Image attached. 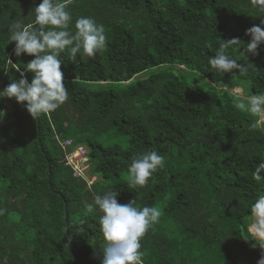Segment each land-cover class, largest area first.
I'll use <instances>...</instances> for the list:
<instances>
[{"label": "trees", "instance_id": "trees-1", "mask_svg": "<svg viewBox=\"0 0 264 264\" xmlns=\"http://www.w3.org/2000/svg\"><path fill=\"white\" fill-rule=\"evenodd\" d=\"M41 2L0 0V91L21 78L4 69L7 56L22 71L34 59L15 56L9 29L33 22ZM262 7L71 0L70 32L78 17H92L105 28L106 46L76 60L61 53L68 99L57 110L33 118L14 98L0 100V264H101V213L85 204L110 190L119 191L120 204L161 209L141 240L143 264H257L262 253L241 232L264 195V181L253 178L264 160V124L233 107L230 89L264 93V44L257 55L242 54L246 45L229 49L249 66L244 75L219 73L208 57L222 40L250 42L245 33L264 23ZM25 75L31 82L33 74ZM69 139L88 148L99 181L75 176L61 145ZM151 151L164 157L163 167L145 186L129 188L131 159Z\"/></svg>", "mask_w": 264, "mask_h": 264}, {"label": "clouds", "instance_id": "clouds-1", "mask_svg": "<svg viewBox=\"0 0 264 264\" xmlns=\"http://www.w3.org/2000/svg\"><path fill=\"white\" fill-rule=\"evenodd\" d=\"M70 4L71 0H42L32 10L35 16L33 22L25 24L17 21L9 29L10 40L15 42V56L28 54L34 59L22 71L7 56L4 69H15L21 78L12 79L0 91V100L14 98L17 103L26 107L33 118L41 113L57 110L68 99L61 70V53L67 52L72 60H76L78 53L95 56L106 46L105 28L92 17H78L75 20L74 34L70 32ZM253 4L264 5V0H253ZM260 11L264 12V7ZM245 34L251 37L247 44H243L239 38L222 40L215 49V55L208 57V64L212 69L222 74L233 73L234 70H238L240 75L248 72L249 66L238 64L229 54V49L246 45L242 54L257 55L258 48L264 44V23L253 25ZM208 47L211 48L212 45L209 44ZM25 72L33 74L31 82ZM222 88L228 91L230 86L223 83ZM230 94L235 97V109L257 117L258 123L264 124V93L245 94L243 88L235 87L230 89ZM257 126L252 125L253 128ZM163 162L164 157L157 151L144 152L133 157L128 166V187L145 186L152 174L163 167ZM262 174L264 160L256 165L254 180L264 181ZM119 194L117 190L104 194L94 193L91 202L85 204L88 213L95 210L101 213L99 226L105 240L101 264H143L141 240L151 226L158 222L161 209L157 206H138L136 200L120 204L117 199ZM251 216L252 220L246 230L241 232V240L264 241V195L258 196L251 205ZM259 245L264 248V244ZM257 264H264V255H261Z\"/></svg>", "mask_w": 264, "mask_h": 264}, {"label": "built area", "instance_id": "built-area-1", "mask_svg": "<svg viewBox=\"0 0 264 264\" xmlns=\"http://www.w3.org/2000/svg\"><path fill=\"white\" fill-rule=\"evenodd\" d=\"M61 145L67 151V163L74 170L75 176L88 179L90 185L94 184L92 179L86 178V173L91 168L88 148L72 139L63 141Z\"/></svg>", "mask_w": 264, "mask_h": 264}, {"label": "rangeland", "instance_id": "rangeland-1", "mask_svg": "<svg viewBox=\"0 0 264 264\" xmlns=\"http://www.w3.org/2000/svg\"><path fill=\"white\" fill-rule=\"evenodd\" d=\"M149 74H150V72H146V73H144V74H142L140 76H141V78H144V77L148 76ZM90 167L92 168V165L91 164H90ZM91 168L86 173V178L92 179V181H94V182L99 181L100 178L98 176H96V175L93 174L94 173V167L92 168V171H91Z\"/></svg>", "mask_w": 264, "mask_h": 264}, {"label": "water", "instance_id": "water-1", "mask_svg": "<svg viewBox=\"0 0 264 264\" xmlns=\"http://www.w3.org/2000/svg\"><path fill=\"white\" fill-rule=\"evenodd\" d=\"M247 242H248V244H249L251 247H253V248L259 250L260 253H262V255H264V248H262V247L259 246V245H255V244H253L249 239H247ZM229 259L231 260L232 257L230 256ZM232 263H233V261H232Z\"/></svg>", "mask_w": 264, "mask_h": 264}]
</instances>
